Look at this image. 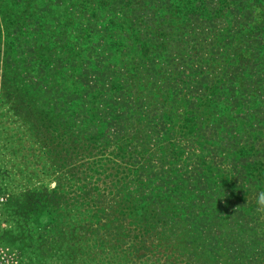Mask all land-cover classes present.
<instances>
[{
  "label": "trees",
  "instance_id": "obj_1",
  "mask_svg": "<svg viewBox=\"0 0 264 264\" xmlns=\"http://www.w3.org/2000/svg\"><path fill=\"white\" fill-rule=\"evenodd\" d=\"M114 1L124 6L130 0ZM103 2L80 0L73 15L62 13L48 40L33 39V61L27 59L31 51L25 58L16 55L18 39L7 37L3 43L0 37L1 100L15 98L27 115L30 109L34 125H26L36 136L28 139L29 154L36 145L50 160L44 171L56 174L50 195L42 188L19 193L4 207L53 220L64 201L75 214L84 208L102 211L107 191L125 188V181H117L120 174L148 178L143 171L152 152L145 148L146 135L125 133L142 121L161 124L164 161L178 152L177 143L167 139L171 135L193 140L199 148L188 178L174 169L169 177L166 171L162 179L153 175L163 182L159 187L175 193L167 197L195 198L197 192L178 193L177 182L200 171L231 190L232 171L259 183L264 172V0H143L144 7L119 9ZM0 8L7 14L5 33L12 36L23 19L17 20V7ZM231 17L239 19L233 35L228 34ZM39 24L44 33L45 25ZM116 127L123 134L110 139ZM211 153L221 157L219 163L208 160ZM113 178L114 185L105 187ZM65 187L74 189L67 200ZM138 202L134 222L146 224L156 212L147 200ZM5 237L0 231V240Z\"/></svg>",
  "mask_w": 264,
  "mask_h": 264
},
{
  "label": "rangeland",
  "instance_id": "obj_2",
  "mask_svg": "<svg viewBox=\"0 0 264 264\" xmlns=\"http://www.w3.org/2000/svg\"><path fill=\"white\" fill-rule=\"evenodd\" d=\"M8 1L0 0V7H17L14 14L17 20L23 21L13 30L12 36L7 35L3 28L7 14L0 8L2 42L7 37L18 39L16 55L25 58L31 51V58L27 59L33 61V39L48 40L55 21L62 13L73 15L80 0ZM103 1V5L111 4L114 9L123 5L114 0ZM142 4L143 0L128 3L129 7L139 8L144 7ZM97 19L104 22L100 15ZM238 20L230 18L229 35L237 29ZM39 23L45 25L42 28L44 33L40 34ZM82 24L89 27L86 22ZM68 33L67 28L65 34ZM32 70L30 67L29 72ZM4 71L0 63V93ZM14 100L3 102L0 97V231L6 236L0 240V264H264V206L258 203L264 192V172L262 180L253 184L237 171H232L229 173L231 178L227 179L233 185L231 190L200 171L199 177L194 174L189 181L180 179L177 182L181 186L178 193L182 190L197 192L195 198L167 197L175 193L168 194L159 187L163 182L154 180L153 175L162 179L168 172L167 177L173 175L174 169L180 174L178 177L186 179L191 174L189 169L197 162L195 157L200 154H197L199 148L193 140H176L175 135H171L167 139L177 143L175 151L178 152L164 161L159 149V123L152 126L153 123L142 121L126 130V134L147 137L145 148L152 152V158L143 172L149 173L148 178L120 174L117 181L121 184L125 181V188L112 193L107 191L102 211L95 213L84 208L75 214L65 207L71 203L64 201L57 207L53 220L50 216L26 217L25 211L4 207L16 194L24 195L42 188L44 194L50 195L56 185V174L44 171L49 169L47 163L50 161L43 156L44 151L34 145L33 155L29 154L28 139L33 138L31 134L36 136V130L29 131L26 123L34 125V115L30 109L27 115L23 105L16 106ZM134 126L138 129L136 132ZM116 132L123 134L120 128H113L109 131L110 139L115 138ZM221 146H227V141ZM180 152L185 155L179 157ZM211 156L209 161L219 163L221 157L214 156V153ZM113 160L117 165L122 163L120 159ZM228 165H223L225 174L231 169ZM136 180L139 182L131 184ZM114 182L115 178L105 187L114 185ZM64 191L63 197L67 200L72 197L74 189L65 187ZM138 200H147L149 208L156 212L150 215L146 224L142 220L134 222L132 209Z\"/></svg>",
  "mask_w": 264,
  "mask_h": 264
},
{
  "label": "clouds",
  "instance_id": "obj_3",
  "mask_svg": "<svg viewBox=\"0 0 264 264\" xmlns=\"http://www.w3.org/2000/svg\"><path fill=\"white\" fill-rule=\"evenodd\" d=\"M258 203L264 206V192H262L258 198Z\"/></svg>",
  "mask_w": 264,
  "mask_h": 264
}]
</instances>
